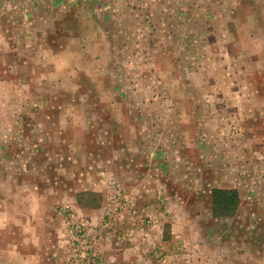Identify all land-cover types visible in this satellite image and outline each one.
I'll list each match as a JSON object with an SVG mask.
<instances>
[{
    "label": "rangeland",
    "instance_id": "rangeland-1",
    "mask_svg": "<svg viewBox=\"0 0 264 264\" xmlns=\"http://www.w3.org/2000/svg\"><path fill=\"white\" fill-rule=\"evenodd\" d=\"M0 113V264H264V0H0Z\"/></svg>",
    "mask_w": 264,
    "mask_h": 264
},
{
    "label": "crops",
    "instance_id": "crops-1",
    "mask_svg": "<svg viewBox=\"0 0 264 264\" xmlns=\"http://www.w3.org/2000/svg\"><path fill=\"white\" fill-rule=\"evenodd\" d=\"M60 58H61V61H62L63 57L60 56ZM81 63H83V62H81ZM64 64L65 63H63L61 65V67L64 66L63 73H65L68 70L67 69V65H64ZM55 65H57V63H55ZM32 68H34V66H32ZM55 69H57V68L55 67ZM86 69H87V67H86ZM97 70H98V68H97ZM33 80H34V78L31 76V82ZM36 83L38 84V80H36ZM18 100L22 102L23 101V97L19 98ZM31 100L33 101V98ZM33 114H34V112L31 111V117L32 118H34ZM7 116L8 115L5 116L4 114L0 113V118L7 117ZM23 116H24L23 113L19 112V111L16 112L15 115H13V117H15V119L17 121V128H18V120L24 121V117ZM0 127L2 128V129H0V135H1L5 130L2 127V125H0ZM9 145H10V143H6V142H3V141L0 140V230H2L3 228L7 227L6 223L4 222V220H6L7 215H8L7 214L8 212H6V211L8 210V204H9L8 200H7L8 196H9V194L7 193L8 192L7 191V177H8L7 166L11 165L12 161L17 162L18 159H19L18 156L15 157V158H10V159H9V157H7V155L5 154V150H7L9 148ZM2 151H4V152H2ZM34 189H35V187L33 186V190L26 197L27 199H31L32 200L31 206L27 207L28 208V214H29V215L27 214V217H29L28 219L30 221H33V219L30 218L31 216L33 218L36 217V219H39V217H40V219H43V220L46 221L45 217H42V215L43 214L45 215L47 213L48 206H45L44 203H41L40 193L38 191H36V190L34 191ZM19 196H22V198H24L23 195H19ZM16 204H17V202H16ZM17 206L24 207L25 205H24V203H19L18 202ZM29 210H31V211H29ZM30 227L34 229L35 228L34 223L31 222V226ZM3 244H5V247H6L5 250L7 248H11V244L10 243H7L6 241L1 240L0 241V245L3 246ZM1 246H0V251H3L1 249ZM1 256L5 257L4 255H1V253H0V257ZM16 256L17 257L21 256L23 262H25V261L30 262L31 260H33L35 262V264H43V263L39 262L38 260H36L37 257L35 255H33V254L29 255V254H25L24 252H22L19 255L16 254ZM17 260H19V259L17 258Z\"/></svg>",
    "mask_w": 264,
    "mask_h": 264
},
{
    "label": "trees",
    "instance_id": "trees-1",
    "mask_svg": "<svg viewBox=\"0 0 264 264\" xmlns=\"http://www.w3.org/2000/svg\"><path fill=\"white\" fill-rule=\"evenodd\" d=\"M211 204L214 218H233L238 213L241 204L240 193L236 189L215 188L211 191ZM83 206L86 207V205ZM91 207H98V205Z\"/></svg>",
    "mask_w": 264,
    "mask_h": 264
}]
</instances>
